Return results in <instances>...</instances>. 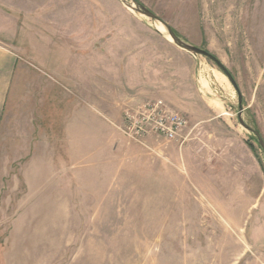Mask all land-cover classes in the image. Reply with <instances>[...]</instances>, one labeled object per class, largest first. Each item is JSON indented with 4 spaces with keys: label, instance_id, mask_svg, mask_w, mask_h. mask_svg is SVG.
Masks as SVG:
<instances>
[{
    "label": "rangeland",
    "instance_id": "obj_1",
    "mask_svg": "<svg viewBox=\"0 0 264 264\" xmlns=\"http://www.w3.org/2000/svg\"><path fill=\"white\" fill-rule=\"evenodd\" d=\"M137 1L221 62L238 86L242 120L264 140V0ZM126 4L0 0L11 10L0 8V30L16 25V40L0 32V41L49 75L53 97V116L0 119V264H264V153L239 124L236 91L215 64L175 46L161 24ZM69 31L115 39L113 48L139 39L152 48L153 37L172 44L178 105L155 88L123 89L119 103L166 100L188 120L184 138L141 145L124 137L121 154L87 153L71 169L60 135L71 106L61 87L86 63L69 55ZM15 88L16 75L9 105Z\"/></svg>",
    "mask_w": 264,
    "mask_h": 264
},
{
    "label": "crops",
    "instance_id": "obj_2",
    "mask_svg": "<svg viewBox=\"0 0 264 264\" xmlns=\"http://www.w3.org/2000/svg\"><path fill=\"white\" fill-rule=\"evenodd\" d=\"M0 8L3 11L6 9L2 5ZM52 23L53 20L50 21ZM75 24H79L78 19ZM8 25H4L5 29L0 32L10 41H15L16 38L10 36L15 32L16 25H11V29ZM65 37L76 44L68 51L69 55L80 59L82 66L84 61L86 63L81 74L67 71L64 76L67 84L61 87L68 94L62 98V102L69 103L71 111L61 116L60 135L65 138L70 168L75 169V163L86 159L87 153L109 154L112 157L123 152L120 143L125 138L117 128L121 120L119 102L123 89H135L139 91L138 94L144 95L148 94V89L155 88L171 104L178 105L180 101L175 89L179 85L180 64L179 57L175 59L171 56L174 51L172 44L154 37L152 48L144 47L141 39L125 41L115 45L118 48H113L115 39L108 38L101 42L97 34L69 31ZM166 50L168 57L164 54ZM20 51L0 41V119L1 116H31L29 119L33 122L37 120L36 116H53L50 110L47 113L53 101L50 92L52 86L48 87L45 82L50 79L49 75L36 71L31 60L25 59ZM26 73H29V81L23 84L21 76ZM35 73L41 76L37 77ZM15 75L16 93L13 96L16 95V101L11 99L9 105ZM44 105L47 108L41 111ZM15 110L16 114H13Z\"/></svg>",
    "mask_w": 264,
    "mask_h": 264
},
{
    "label": "built area",
    "instance_id": "obj_3",
    "mask_svg": "<svg viewBox=\"0 0 264 264\" xmlns=\"http://www.w3.org/2000/svg\"><path fill=\"white\" fill-rule=\"evenodd\" d=\"M121 116L119 131L128 141L141 145L147 139L156 142L182 140L188 125L185 115L162 98L129 97L121 104Z\"/></svg>",
    "mask_w": 264,
    "mask_h": 264
},
{
    "label": "water",
    "instance_id": "obj_4",
    "mask_svg": "<svg viewBox=\"0 0 264 264\" xmlns=\"http://www.w3.org/2000/svg\"><path fill=\"white\" fill-rule=\"evenodd\" d=\"M121 1L124 3V0H121ZM130 1H131V4H126L128 6V8L130 10L138 13L139 15H141L143 17L149 18L150 20L161 24L164 27L168 36L172 39V43L175 46H177L178 48L192 54L195 57L196 56H203V57L207 58L210 62L215 64L221 70V72L226 76V78L228 79L230 84L233 86L234 90L236 91V93L238 95V107H239L238 121H239V124L244 129L252 132L255 135V137L257 139V143L264 153V140L260 136V133L256 130L250 128L249 126H247L241 118V115H242V98H241V95L239 93L238 86H237L233 76L231 75V73L221 64V62L214 55L210 54L208 51H206L204 49H200V48H198L192 44H189V43L182 41L178 37V35L172 30V28L170 26H168L166 23H164L160 18H158V16H156L152 11H150L148 8H146L145 6L140 4L137 0H130Z\"/></svg>",
    "mask_w": 264,
    "mask_h": 264
},
{
    "label": "bare ground",
    "instance_id": "obj_5",
    "mask_svg": "<svg viewBox=\"0 0 264 264\" xmlns=\"http://www.w3.org/2000/svg\"><path fill=\"white\" fill-rule=\"evenodd\" d=\"M168 35V34H167ZM169 37V36H168ZM169 39L172 41V39L169 37Z\"/></svg>",
    "mask_w": 264,
    "mask_h": 264
}]
</instances>
